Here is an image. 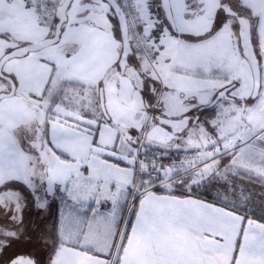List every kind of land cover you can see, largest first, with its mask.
Masks as SVG:
<instances>
[{
    "label": "snow or ice",
    "instance_id": "obj_1",
    "mask_svg": "<svg viewBox=\"0 0 264 264\" xmlns=\"http://www.w3.org/2000/svg\"><path fill=\"white\" fill-rule=\"evenodd\" d=\"M0 264H264V0H0Z\"/></svg>",
    "mask_w": 264,
    "mask_h": 264
}]
</instances>
